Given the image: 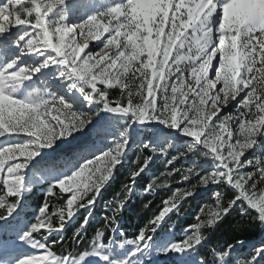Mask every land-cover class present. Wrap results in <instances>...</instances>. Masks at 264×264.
<instances>
[{"label": "snow or ice", "instance_id": "1", "mask_svg": "<svg viewBox=\"0 0 264 264\" xmlns=\"http://www.w3.org/2000/svg\"><path fill=\"white\" fill-rule=\"evenodd\" d=\"M132 148L124 195L86 240ZM154 157L190 186L128 239L117 217ZM209 185L230 198L215 191L177 241L166 218ZM0 209V264H260L264 242L244 259V240L201 248L234 211L264 230V0H0Z\"/></svg>", "mask_w": 264, "mask_h": 264}, {"label": "trees", "instance_id": "2", "mask_svg": "<svg viewBox=\"0 0 264 264\" xmlns=\"http://www.w3.org/2000/svg\"><path fill=\"white\" fill-rule=\"evenodd\" d=\"M112 97H115L116 94H111ZM170 154H175L171 149L169 150ZM137 150L134 148L129 152L127 161L117 168L114 178L109 182V184L102 190V194L99 197L98 201L95 204L93 209V215L91 221L87 225V232L85 233L86 240H90L92 236L95 235L97 229H101L103 225L102 217L105 214L110 215L111 212H105V207L109 202L114 201L115 198L119 195L122 197L124 195L123 185L130 182L129 180V170L134 167L133 162L137 157ZM150 154L146 152L145 155ZM143 157H141L142 160ZM154 163H152L150 170L142 174L137 178L135 182V190L131 194L130 199L127 201L126 206L123 208L122 212L118 215L117 219L120 224V228L126 233L128 239H132L135 234L138 233L139 229L148 224L149 220L155 214H158L159 210L163 207V201L170 197L172 193L177 188H186L190 185L187 182L180 181L179 174H173L171 177L166 175H161L166 171L164 167V162L162 159L154 157ZM181 159L178 162H175L174 165H170L167 168V171H171L172 167L182 168L186 167ZM156 180L157 184L166 185L165 187H158L154 192L144 193L143 189L145 186ZM197 178H193L191 183L195 184ZM201 186L197 188L196 191H199ZM215 191H223V201L226 203L230 198V193L227 189L221 187L217 189L216 186H210L208 188H203V194H198L195 197L188 198L182 202L179 213L170 214V218L167 219V223L164 224V229L172 228L173 233L175 234V239L178 241L183 238L180 234L183 229L188 227L191 224L196 223V217L199 214V209L202 204L206 202L207 199H210ZM66 196H56L50 198V207L49 211H52V206H61L64 204ZM30 206L33 209H37L44 200V193L40 192L39 187H34L31 193L27 196ZM3 209H0L2 212ZM87 213L81 209L79 212L80 218L85 216ZM56 217H53V222H56ZM77 224H73L67 229L65 233V247H71V237L75 230ZM205 235L208 237L203 244L204 253H207V250L211 247H216L224 245L227 243H234L236 240H244L245 244L240 247H237V250L242 251L246 248L247 243L254 245H259L261 242H264V230H261L257 224L250 223L247 218L241 217L238 212L234 211L231 215L219 223L212 230H205ZM56 251L59 253L60 249L57 248ZM248 254V253H247ZM247 254L241 256L244 259L247 257Z\"/></svg>", "mask_w": 264, "mask_h": 264}, {"label": "rangeland", "instance_id": "3", "mask_svg": "<svg viewBox=\"0 0 264 264\" xmlns=\"http://www.w3.org/2000/svg\"><path fill=\"white\" fill-rule=\"evenodd\" d=\"M103 2H107V0H103ZM80 42L83 43V40H80ZM98 43H99L98 41H90V42H89V46L92 47L93 45H96V44H98ZM95 50H96V49H94V51H95ZM211 75H213V74L210 73V76H211ZM111 94H116L115 97H118V96H119V91L116 90V89H114V90H112ZM238 99H239V98H238ZM233 103H234V102H233ZM177 143H179V141H177ZM132 149H134V148H132ZM132 149H131V150H132ZM131 150H130V151H131ZM192 159H193V158H192L191 156H189L187 159H183V160H184L183 162H185L184 165H185L186 167H187V166H190ZM197 159H203V157H199V158H197ZM210 186H214V185H209V186H207L206 188H208V187H210ZM38 187H39L40 192H43V188L46 187V185L38 186ZM203 188H205V187H202V186H201L200 190L197 191V192H199V194H203ZM214 203H215V199H214V196L212 195L210 199H207L206 202H205L204 204H202V206H204V205H210V204H214ZM28 207H29L30 211H32V212H34V211L36 210V209H33V208L30 206L29 200H28ZM186 228H187V227H186ZM186 228H185V229H186ZM185 229H183L182 232L180 233L183 237H184V230H185ZM167 230L173 232V230H172L171 227L168 228ZM174 236H175V234H174ZM37 238L39 239V237H37ZM252 245H254V244L247 243V244H246V248H245L244 250H242V251H239V250H237V248H236V250H235V252H234V256H239V258H243V257H241V256L246 255V254L251 250V246H252ZM201 251H202L203 253L205 252L204 249H203V246H202V248H201ZM246 258H247V257H246ZM159 264H164V261H163V258H162V257L159 258ZM260 264H264V260H261Z\"/></svg>", "mask_w": 264, "mask_h": 264}]
</instances>
